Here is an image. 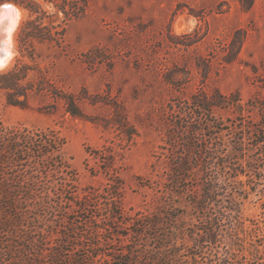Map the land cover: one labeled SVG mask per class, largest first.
<instances>
[{
	"label": "rangeland",
	"instance_id": "rangeland-1",
	"mask_svg": "<svg viewBox=\"0 0 264 264\" xmlns=\"http://www.w3.org/2000/svg\"><path fill=\"white\" fill-rule=\"evenodd\" d=\"M17 1L39 6L50 39L20 46L29 10L10 1L23 20L5 73H19L0 78V86L11 85L0 88V122L57 131L74 190L40 244L44 255L61 250L63 260L25 257L154 264V231L138 229L136 219L158 215L176 253L170 264H264V142L256 138L264 125V0ZM238 29L244 41L234 56ZM215 91L230 104L209 111L191 104ZM8 93L21 105L9 104ZM69 98L82 116L67 112ZM184 156L189 170L177 186L170 176ZM210 179L220 183L218 195L203 202ZM45 212L52 209L36 211ZM109 213H120L119 222ZM32 216L25 230L33 223L49 229L41 217L29 222ZM70 227H78L75 239L60 244L56 231ZM206 227L215 243L198 246Z\"/></svg>",
	"mask_w": 264,
	"mask_h": 264
},
{
	"label": "trees",
	"instance_id": "trees-1",
	"mask_svg": "<svg viewBox=\"0 0 264 264\" xmlns=\"http://www.w3.org/2000/svg\"><path fill=\"white\" fill-rule=\"evenodd\" d=\"M2 1L0 0V2ZM10 1L29 10V17L24 21L19 34L20 46L27 47L30 39L34 37L41 40L50 39L43 35V30H48L49 26H41L44 12L37 4H25L23 1L17 0ZM59 8L66 14V17L69 16V13L63 7L60 6ZM34 14L35 16L32 17ZM63 32V28L57 31L56 38H62ZM235 35L237 40L234 56L240 51L244 41V31L238 29L235 31ZM17 72L19 73V71L11 70L0 75V78L8 80L13 78L14 80ZM10 86L6 84L0 86V88L7 89ZM210 100L213 103L209 102ZM7 102L13 105H21L22 101L14 100L12 95L8 93ZM191 104L201 110L209 111V107L212 106L222 107L223 105L225 107L229 105L230 99H226L218 91H215L212 98H206L205 100L201 96L195 95ZM67 112L73 116H82L72 98H69L67 103ZM220 129L224 128L221 127ZM257 130L256 138H260L259 142H264V125L262 124L260 129ZM130 134L133 133L130 132ZM172 138V135L169 134V143H171ZM242 140V138H239L237 143L241 145ZM64 143V138L52 128H7L0 122V264H34L38 256H48L55 263L63 260L64 255L60 252L61 250L50 249V252L44 255L40 244L45 239L46 234L54 230L52 226L55 221L52 214L60 211L62 198H65L68 204L73 201L74 190H71V183L67 182L64 176L67 169L66 161L63 158ZM226 155L230 156L229 152ZM185 158V156L181 157L172 169L170 179H172L174 185L178 186L187 178L186 171L189 170V167ZM229 163L222 161L223 167H231ZM219 184L216 179L205 182L203 202L215 200L218 195ZM111 195L115 196L113 192H111ZM88 199V196L84 195L76 208L80 209L83 206L81 203H85ZM77 202L78 200L75 199L73 203L77 204ZM199 203L197 202V205L201 207L202 205ZM41 209H52V213H48L51 216H48L46 212L43 215L36 213ZM30 214H35V216H32L29 222L34 219H37L36 222H38L41 217L49 225V229L44 230L40 225L33 223L31 227L27 225L25 230L27 217L31 218ZM119 214L109 213L108 215L117 223L116 216H119ZM71 224H75V222H71ZM165 225V222L158 215L142 216L136 219V226L140 227L138 229L154 231L157 242L155 252V255H157L152 261L154 264H170L176 258V253L171 252L172 244L169 241L170 235L165 231ZM56 232L59 233L60 244H68L75 239L78 227H70L66 232L62 230ZM137 233L140 232L136 231ZM204 234L205 236L198 240V246L204 241L215 243L217 234L212 229L207 228ZM27 254L37 257L26 258L25 255Z\"/></svg>",
	"mask_w": 264,
	"mask_h": 264
},
{
	"label": "clouds",
	"instance_id": "clouds-1",
	"mask_svg": "<svg viewBox=\"0 0 264 264\" xmlns=\"http://www.w3.org/2000/svg\"><path fill=\"white\" fill-rule=\"evenodd\" d=\"M22 20V11L10 0L0 3V74L10 70L17 55L13 37Z\"/></svg>",
	"mask_w": 264,
	"mask_h": 264
},
{
	"label": "bare ground",
	"instance_id": "bare-ground-1",
	"mask_svg": "<svg viewBox=\"0 0 264 264\" xmlns=\"http://www.w3.org/2000/svg\"><path fill=\"white\" fill-rule=\"evenodd\" d=\"M14 35H15V33H14ZM13 40H14V37H13Z\"/></svg>",
	"mask_w": 264,
	"mask_h": 264
},
{
	"label": "water",
	"instance_id": "water-1",
	"mask_svg": "<svg viewBox=\"0 0 264 264\" xmlns=\"http://www.w3.org/2000/svg\"><path fill=\"white\" fill-rule=\"evenodd\" d=\"M14 4V3H13ZM15 5V4H14ZM16 6V5H15Z\"/></svg>",
	"mask_w": 264,
	"mask_h": 264
}]
</instances>
